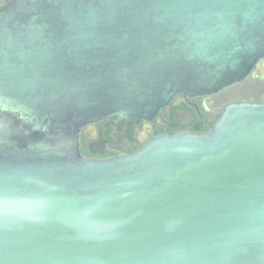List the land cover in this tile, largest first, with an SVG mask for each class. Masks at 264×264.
I'll use <instances>...</instances> for the list:
<instances>
[{"label": "water", "instance_id": "95a60500", "mask_svg": "<svg viewBox=\"0 0 264 264\" xmlns=\"http://www.w3.org/2000/svg\"><path fill=\"white\" fill-rule=\"evenodd\" d=\"M264 56V0L0 7V264H264V103L89 158L88 123L153 118ZM232 86L225 101L250 84Z\"/></svg>", "mask_w": 264, "mask_h": 264}, {"label": "flooded vegetation", "instance_id": "af4514ba", "mask_svg": "<svg viewBox=\"0 0 264 264\" xmlns=\"http://www.w3.org/2000/svg\"><path fill=\"white\" fill-rule=\"evenodd\" d=\"M11 0H0V7ZM250 84L241 97L225 101L222 94L234 85ZM258 100L264 103V56L241 81L225 86L217 93L196 96L176 94L151 119L120 123L103 118L85 125L80 133L81 153L89 158H110L140 149L154 135L176 132L207 133L230 104Z\"/></svg>", "mask_w": 264, "mask_h": 264}]
</instances>
